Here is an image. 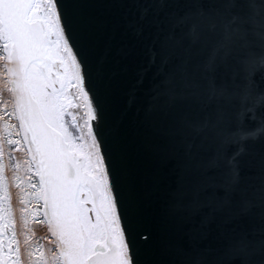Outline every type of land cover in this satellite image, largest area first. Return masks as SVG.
<instances>
[{
	"label": "water",
	"instance_id": "95a60500",
	"mask_svg": "<svg viewBox=\"0 0 264 264\" xmlns=\"http://www.w3.org/2000/svg\"><path fill=\"white\" fill-rule=\"evenodd\" d=\"M238 6L247 8L241 0ZM57 7L62 23L65 16L71 21L70 43L101 106L93 122L135 264H264V49L253 45L246 64L238 52L228 71L216 73L217 84L235 93L230 100L209 104L201 87L157 102L152 89L165 78L155 75L162 48L171 57L164 73L205 83L217 37L204 31L196 42L186 26L174 29V39L168 33L180 17L217 18L222 0H57ZM150 47L157 63L138 83ZM233 70L250 77L243 101L248 81L238 79L234 89ZM205 119L210 124L197 135ZM236 152L234 184L224 161ZM217 157L219 166H211Z\"/></svg>",
	"mask_w": 264,
	"mask_h": 264
},
{
	"label": "snow or ice",
	"instance_id": "6c2138e0",
	"mask_svg": "<svg viewBox=\"0 0 264 264\" xmlns=\"http://www.w3.org/2000/svg\"><path fill=\"white\" fill-rule=\"evenodd\" d=\"M241 5L247 8L238 6V0H222L224 12L215 19L185 16L173 23L168 39L175 38V28L186 26L194 41L198 42L207 31L217 37V43L205 62L207 75L203 77V85L184 74L176 77L164 73L171 57L162 48L155 75L165 78L153 85L155 101L174 102L180 96L194 95L193 90L201 87L206 90L209 104L230 100L235 95L229 92L226 83L217 84L216 73L222 67L228 71L229 60L236 53L245 54L238 63L246 64L251 59L249 50L253 45L264 49V3L256 5L253 0H241ZM147 11L144 9L143 15ZM135 30L137 35L143 31L140 27ZM72 39L71 21L65 16L62 23L57 0H0V61L4 62L10 85L7 90L13 96V109L7 115L18 121V125L2 126L6 135L0 137V159L5 138L9 145H26L28 159L24 163L31 189L29 195L38 205L42 202V208L33 211L37 217L42 213L43 220L38 222H46L56 240V251L51 257L45 255L42 245L38 246L36 264H135L121 226L122 216L102 142L98 139L101 133L94 131L97 126L92 123L100 118L97 109L101 106L94 103L97 98L90 94L93 89L87 85L85 62L78 59L75 45L70 43ZM149 54V65L141 70L138 83L143 82V74L157 63L158 53L152 47ZM238 79L248 81L243 85V101L252 84L248 75L241 77L239 71L233 70L234 89L241 87ZM70 89H75L86 109L83 124L77 122L70 110L81 106L74 103ZM134 98L133 94L130 101ZM209 124L210 120L205 119L194 131L199 135ZM10 128L17 129L16 136L21 139H12ZM238 155L239 152L233 153L224 161L226 176L234 184L240 180ZM220 159L210 161L211 166H219ZM20 167L16 163L14 171ZM33 177L38 179L33 182ZM13 181L21 188L23 181L19 176L14 174ZM261 193L264 195V186ZM20 203H26L23 193ZM28 211L27 207L21 208L25 227ZM24 242L28 244L29 237ZM19 253L3 164H0V264H21Z\"/></svg>",
	"mask_w": 264,
	"mask_h": 264
},
{
	"label": "rangeland",
	"instance_id": "374dc122",
	"mask_svg": "<svg viewBox=\"0 0 264 264\" xmlns=\"http://www.w3.org/2000/svg\"><path fill=\"white\" fill-rule=\"evenodd\" d=\"M3 61H0V137H5V132L2 129L3 125L13 124L18 125V121L15 120L14 117L7 115V113H11L13 109V96L7 90L10 85L7 83L8 77L4 72ZM71 94L74 99V103L80 104L81 106L76 109H70L74 112L77 117V122L83 124V120L85 117L86 109L83 107L82 100L79 99L75 89H70ZM70 120V117L68 118ZM17 131V129L10 128L9 132ZM86 135V129H84ZM18 139H21L19 137ZM19 148V150H16ZM28 159V154L26 151V145L21 143L19 146H16L14 149H10L6 145V138L3 141V156L0 159V164H3V175L7 184V191L10 197V207L12 210V219L14 221V231L16 233V238L19 241V249H20V260L21 264H29L28 250L31 246V242L35 240V238L40 237V235H44L43 251L47 253L48 256L51 257L52 252L56 251L54 249L53 242L50 240V232L47 231L48 227H46L44 223H39L38 220H43L42 213L37 217L36 213H31L30 201L28 202L29 193L31 189L28 186L27 176L25 174L27 165L24 163ZM16 163H20L21 167L18 170L14 171V165ZM17 175L20 177L23 183L21 184V188L16 187V183L13 181V175ZM24 194V199L26 201L25 204L20 203V195ZM35 201V199H33ZM36 202V201H35ZM27 207L29 211L26 213L25 218L28 220V225L25 227L24 221L21 218V208ZM36 209L38 207L42 208V202L38 205H33ZM29 237L28 244H25V237Z\"/></svg>",
	"mask_w": 264,
	"mask_h": 264
},
{
	"label": "trees",
	"instance_id": "16d2710c",
	"mask_svg": "<svg viewBox=\"0 0 264 264\" xmlns=\"http://www.w3.org/2000/svg\"><path fill=\"white\" fill-rule=\"evenodd\" d=\"M6 145L10 148V149H13L14 147H15V145H9L7 142H6ZM38 178H36L35 177V181L37 180ZM29 198H31L30 197V195H29ZM28 198V202L30 201V199ZM33 210V209H32ZM38 244H39V242L38 241H35V242H33V244H32V249H31V251H32V261H33V264H36V260L38 259V257H39V253H38Z\"/></svg>",
	"mask_w": 264,
	"mask_h": 264
},
{
	"label": "built area",
	"instance_id": "2783aa9c",
	"mask_svg": "<svg viewBox=\"0 0 264 264\" xmlns=\"http://www.w3.org/2000/svg\"><path fill=\"white\" fill-rule=\"evenodd\" d=\"M12 132H13L14 134H16V131H13V130H12ZM47 231H48V229H47ZM49 234H50V233H49ZM40 238H41L42 243H43V242H44V235H43V236L40 235ZM50 240L53 242V246H54V249H55V248H56V240H55V238H54L53 236L50 235ZM42 246H43V245H42ZM45 255L48 256L47 253H45ZM48 257H50V256H48Z\"/></svg>",
	"mask_w": 264,
	"mask_h": 264
},
{
	"label": "flooded vegetation",
	"instance_id": "af4514ba",
	"mask_svg": "<svg viewBox=\"0 0 264 264\" xmlns=\"http://www.w3.org/2000/svg\"><path fill=\"white\" fill-rule=\"evenodd\" d=\"M33 209H35V208H33ZM31 249H32V245L30 246L28 253H32Z\"/></svg>",
	"mask_w": 264,
	"mask_h": 264
},
{
	"label": "bare ground",
	"instance_id": "6f19581e",
	"mask_svg": "<svg viewBox=\"0 0 264 264\" xmlns=\"http://www.w3.org/2000/svg\"><path fill=\"white\" fill-rule=\"evenodd\" d=\"M92 123L94 124V122H92ZM94 131H96L95 128H94Z\"/></svg>",
	"mask_w": 264,
	"mask_h": 264
}]
</instances>
